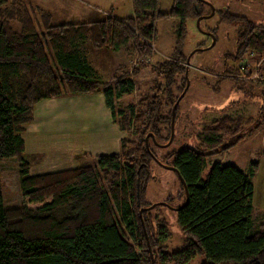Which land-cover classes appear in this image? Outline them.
Listing matches in <instances>:
<instances>
[{
    "label": "trees",
    "instance_id": "1",
    "mask_svg": "<svg viewBox=\"0 0 264 264\" xmlns=\"http://www.w3.org/2000/svg\"><path fill=\"white\" fill-rule=\"evenodd\" d=\"M159 2L132 0L134 15L125 19L109 12L98 21L52 25V15L40 7L0 0V264H152L148 241L154 264H189L196 256L204 258L201 264H264V225L256 227L252 220V180L259 163L252 162L247 173L217 163L203 177L211 157L264 128V103L257 122L224 115L202 128L194 148L162 159L153 150L159 147L155 143H168L172 107L185 90L187 22L209 11L206 0H173L171 12L163 14ZM220 15L223 23L237 28L236 51L227 56L234 65L224 74L238 78L248 55L264 58V26L230 11ZM161 17L180 20L174 52L153 67L164 75V83L151 97L117 108L120 99L134 93L133 77L147 66L145 60L156 54L150 44ZM88 46L114 52L126 48L138 64L103 81L87 58ZM179 75L184 76L180 85ZM224 81L217 79L214 90ZM97 93L104 94L114 122L128 135L120 152L89 157L74 170L31 176L23 134L35 106L64 95ZM148 135L155 143L150 137L147 148ZM8 159L19 164L23 197L13 208L6 206L1 186L2 164ZM153 161L175 167L189 191L188 205L178 211L184 245L177 252L165 246L171 231L160 213L164 206L140 217V210L151 206L144 197L154 179ZM179 197L181 207L186 201L182 183Z\"/></svg>",
    "mask_w": 264,
    "mask_h": 264
},
{
    "label": "rangeland",
    "instance_id": "2",
    "mask_svg": "<svg viewBox=\"0 0 264 264\" xmlns=\"http://www.w3.org/2000/svg\"><path fill=\"white\" fill-rule=\"evenodd\" d=\"M16 1L29 7H40L50 13L52 25L98 21L109 15V12L119 19L134 15L132 0ZM212 5L219 11L218 14L207 16L201 20L200 24H198V19H191L187 22L188 34L184 48V54L189 60V66L186 61L188 78H186L185 72L187 91L179 104L173 142L168 147L153 148L160 159L168 153L196 147L202 128L214 119H219L224 115H242L257 122L259 110L262 109L264 103V58H258L255 54L246 57L241 63V68L247 69L244 71L242 69L241 76H239H243L244 79H232L224 74L225 68L234 65V62L227 59V56L236 51L237 28L234 25L223 23L220 11H230L236 16L248 18L258 26H264V0H212ZM172 8L173 0H160L159 10L163 14H169ZM179 24L180 20L176 18L161 17L157 19V35L154 41L156 54L153 59L147 62V66L133 77L134 93L125 96L121 102L118 101L117 108H125L128 105L137 104L146 97H151L156 93L158 86L164 83V75L157 70L154 71L153 67L171 57L177 41ZM12 26L16 31H20V24L17 21H13ZM212 32L215 33L214 36ZM92 50L88 57L104 77H113L122 72L131 71L138 64L136 59H129L128 62L126 48H123L117 57L109 49ZM121 59L126 64L122 63V66L118 68ZM255 74L257 77L251 79L250 77ZM183 77V75L177 77L178 85L182 83ZM219 78H224L225 81L216 91L214 88ZM174 94L179 95V92L176 90ZM168 110L170 108L166 109L167 112ZM252 162H258L260 165L258 173L252 180L255 188L252 220L254 226L257 227L264 225V128L252 133L235 148L211 157L207 162L208 166L203 177L217 163L233 165L247 173ZM151 166L154 179L149 183L148 191L144 197L145 203L153 205L166 202L172 207H179L183 203V199L179 197L181 182L178 175L158 161H153ZM1 186L6 206L22 204L23 197L19 189V164L16 160L8 159L3 162ZM160 211L167 220L171 231V238L165 243V246L169 251L177 252L184 245V234L177 221L178 212L168 207H163ZM203 261V257L196 256L189 264H201Z\"/></svg>",
    "mask_w": 264,
    "mask_h": 264
},
{
    "label": "crops",
    "instance_id": "3",
    "mask_svg": "<svg viewBox=\"0 0 264 264\" xmlns=\"http://www.w3.org/2000/svg\"><path fill=\"white\" fill-rule=\"evenodd\" d=\"M92 49L90 46L87 48L90 64L103 81L111 80L114 76L104 77L92 64L88 57ZM122 49L118 52L109 50L117 57ZM127 55L128 62L129 59H136V55L129 53ZM122 63L126 64L121 59L118 68ZM127 136L114 122L103 93L64 95L60 98L43 100L35 106L33 121L23 134L25 155L32 162L30 175L74 170L81 163L88 161L89 157L117 154L121 150L122 140ZM55 145L57 147H54ZM83 155L87 157H79ZM13 207L16 206H10Z\"/></svg>",
    "mask_w": 264,
    "mask_h": 264
},
{
    "label": "water",
    "instance_id": "4",
    "mask_svg": "<svg viewBox=\"0 0 264 264\" xmlns=\"http://www.w3.org/2000/svg\"><path fill=\"white\" fill-rule=\"evenodd\" d=\"M211 8H212V12H211V14L209 16H213L215 14V8L213 7V5H211ZM201 20H202L201 18L198 19V24H200ZM187 66H189V60H187ZM187 75H188V69L186 70V78H188ZM188 84H189V82L187 80V85ZM186 91H187V88H185L184 92L181 94V96L178 98V100L176 101V103L174 104V106L172 108V115H171V135H170V139H169L168 143H166V144H157V143H155V139H154L153 135H148L146 137V146H147V148L149 147V138L150 137L154 140V143L156 144V146H159L160 148L168 147L173 142V140H174V130H175V121H176V110H177V107L179 106L182 98L185 96ZM160 164L163 165L164 167H167V168L173 170L178 175V177H179V179H180V181L183 184L184 189H185L186 201H185V203L181 207H176V208L175 207H172L171 205H169L166 202L156 203V204H153V205H151L149 207L142 208L140 210V217L141 218H142V215H143V213L145 211H151L152 209H154L157 206H164V207H168V208H173V209H175L178 212L183 207H186L188 205V203H189V191H188V188H187L184 180L182 179L179 171L175 167H173V166H169V165L163 164L161 162H160ZM138 197H139V195H138ZM138 205L140 206V201L139 200H138ZM144 229H145V227H144ZM147 240H148V237H147ZM148 248H149V252H150V257H151V260H152V264H154V257H153L152 248H151V245L149 244V241H148Z\"/></svg>",
    "mask_w": 264,
    "mask_h": 264
},
{
    "label": "flooded vegetation",
    "instance_id": "5",
    "mask_svg": "<svg viewBox=\"0 0 264 264\" xmlns=\"http://www.w3.org/2000/svg\"><path fill=\"white\" fill-rule=\"evenodd\" d=\"M212 5V0H206V3H205V5L209 8V11L207 12V11H205V13L204 14H201L200 16H198L196 19H199V18H201V19H204V18H206L207 16H209L210 14H211V12H212V8H211V5ZM218 14L219 13V11L218 10H216L215 9V14ZM214 14V15H215ZM195 19V20H196Z\"/></svg>",
    "mask_w": 264,
    "mask_h": 264
},
{
    "label": "built area",
    "instance_id": "6",
    "mask_svg": "<svg viewBox=\"0 0 264 264\" xmlns=\"http://www.w3.org/2000/svg\"><path fill=\"white\" fill-rule=\"evenodd\" d=\"M150 46L154 49V43H153V42L150 44ZM148 61H150V60H145L146 63H147ZM242 69H243V71H244L245 67H243ZM246 69H247V68H246ZM246 69H245V70H246ZM256 77H257V74L251 76L250 78H251V79H254V78H256ZM232 78H233V79H238V78H242V79H244L243 76H242V77H238V78H235V77H232Z\"/></svg>",
    "mask_w": 264,
    "mask_h": 264
}]
</instances>
